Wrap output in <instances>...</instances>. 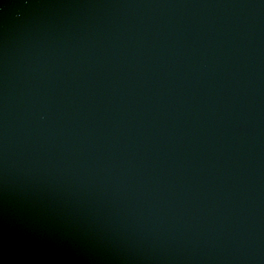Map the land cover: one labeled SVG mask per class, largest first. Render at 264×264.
<instances>
[{
    "label": "water",
    "instance_id": "water-1",
    "mask_svg": "<svg viewBox=\"0 0 264 264\" xmlns=\"http://www.w3.org/2000/svg\"><path fill=\"white\" fill-rule=\"evenodd\" d=\"M31 264H264V0H0V235Z\"/></svg>",
    "mask_w": 264,
    "mask_h": 264
},
{
    "label": "clouds",
    "instance_id": "clouds-1",
    "mask_svg": "<svg viewBox=\"0 0 264 264\" xmlns=\"http://www.w3.org/2000/svg\"><path fill=\"white\" fill-rule=\"evenodd\" d=\"M0 264H31L22 258L9 256L6 232L0 235Z\"/></svg>",
    "mask_w": 264,
    "mask_h": 264
}]
</instances>
